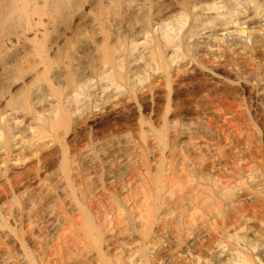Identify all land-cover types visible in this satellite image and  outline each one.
I'll list each match as a JSON object with an SVG mask.
<instances>
[{
    "label": "bare ground",
    "instance_id": "obj_1",
    "mask_svg": "<svg viewBox=\"0 0 264 264\" xmlns=\"http://www.w3.org/2000/svg\"><path fill=\"white\" fill-rule=\"evenodd\" d=\"M263 2L0 0V264H127L158 221L146 264H264ZM111 87L143 128L161 101L162 129L71 157L81 97Z\"/></svg>",
    "mask_w": 264,
    "mask_h": 264
},
{
    "label": "rangeland",
    "instance_id": "obj_2",
    "mask_svg": "<svg viewBox=\"0 0 264 264\" xmlns=\"http://www.w3.org/2000/svg\"><path fill=\"white\" fill-rule=\"evenodd\" d=\"M262 2L264 1V0H261ZM263 5H264V2H263ZM263 10H264V6H263V8H262ZM214 14H216V13H213L212 15H214ZM215 17V16H214ZM221 35L223 34V33H220ZM207 36H209V35H207ZM224 36V34L221 36V38ZM213 38H216V35H214L213 36ZM220 38V39H221ZM209 39V38H208ZM202 40V39H201ZM200 40V41H201ZM192 41H194V40H192ZM192 43V42H191ZM79 46V44H77V47L76 48H80V46ZM78 50H81V49H78ZM75 62H77V63H82V61L80 60V62H79V60L78 61H76L75 60ZM90 62H92V65H91V63ZM76 63V64H77ZM86 64V68H88V66L89 67H93V65H94V63H93V61L92 60H83V66L85 67V64ZM81 64V65H82ZM85 68V69H86ZM90 68V69H91ZM89 69V68H88ZM215 72V71H214ZM214 72H209L208 73V75L209 76H212V78L214 79V80H216L217 82H228L231 78L228 76V75H226L225 73L222 75V71L220 72V71H216L215 73H216V75H214L215 73ZM214 73V74H213ZM220 76H224L223 77V79H222V77H220ZM225 76H226V78H225ZM220 78V79H219ZM230 78V79H229ZM218 80H221V81H218ZM161 81V80H160ZM145 85H147V83L145 84ZM108 90V91H107ZM106 90V92H104L103 94H102V92H101V90H98V91H96V92H93V93H95L93 96H91L92 98H87L86 100H85V98H83V97H81V103H80V106L78 107L77 105V107L78 108H80L79 110L80 111H77L78 109H76V108H74V109H76V111H77V113H79V114H81L80 116H82L81 118H78V116H76V115H74V116H71L72 117V124H71V126L68 128V129H70L69 131V136H68V138H70L71 136H73L74 137V142L73 143H70V144H68V147H67V152L69 153V155L71 156V157H74L76 154H78L80 151H88L89 153H91L93 156H95V158L96 159H99L100 158V155H101V152L103 151V150H108V149H111V147H112V140L114 139V138H116L115 136L116 135H118V132L119 133H121V135L122 134H129L130 133V135L132 136V138L134 137V139L138 142V143H140V144H144V142H142L141 141V139H142V137L140 138V135L142 134L141 133V131L139 130V129H143V130H145L146 128H149V126L150 125H148L150 122H152L154 119H155V117H156V115H155V112H156V114H158V116H160L161 114H162V116L164 117V113H163V109L165 108L164 106H163V103H161V101H160V108L158 109V107H156V109H155V106L154 107H152L153 108V110H154V112L152 111V108H151V113L148 115V113H149V110H150V108L148 109V111L146 112V115H148L149 117H151L150 119L148 118V116H147V120H149V123H146V126L147 127H145L144 126V128L139 124V127H138V124H137V122L139 121L138 120V117H134V116H139V114H138V112H139V110H137L138 109V107H137V111H135L134 113H135V115L133 114V113H129V114H127L128 115V117H129V119L130 120H126L125 122H123V123H121V125H122V127H121V125H119V127L117 128L116 127V129H123L122 131H119V130H117L116 131V129H115V127H113V125L111 126L110 124L111 123H109V120L110 121H112L111 119L112 118H116V117H118V115H120V114H122V112L121 111H123L124 110V112H123V115H124V113L126 112V111H128V110H125L126 109V107H129L130 105H133V104H135V102H133L132 103V101L129 99V98H127L128 96L127 95H124V94H120V93H118V94H120L119 96H122V97H119L118 96V94H116L118 97H117V99L115 100V96L113 95V93H116V91H113V90H115L114 88H108ZM113 92V93H112ZM97 93V94H96ZM126 96V97H125ZM110 97H111V99H110ZM124 98H126V100H128L127 102H130V103H132V104H128L126 101L124 102L123 100H125ZM89 99V100H88ZM123 99V100H122ZM121 101H123V104L125 103H127L126 105L124 104V108H122V106H123V104L121 103ZM118 102V104H120V105H122V106H120L122 109H118L117 108V103ZM116 104V106H114ZM161 104H162V106H161ZM96 105V106H95ZM75 106V107H76ZM98 106H100V107H98ZM152 105H150V107H151ZM98 107V108H97ZM115 107H116V109H118L119 110V112H117V110L115 109ZM119 107V108H120ZM161 107L163 108V109H161ZM221 107V108H220ZM94 108H97V109H94ZM103 108V109H102ZM211 109H214L213 111H216V112H218L220 115V117H221V115H223L225 112H226V109H225V107L223 106H219V108H214V107H211ZM220 109V110H219ZM113 110H114V112H113ZM159 110V111H158ZM162 110V111H161ZM223 110V111H222ZM75 111V110H74ZM115 111H116V113H115ZM160 111L162 112V113H160ZM159 112V113H158ZM215 112V117H217L218 116V113H216ZM75 112H73L71 115H73ZM126 113H128V112H126ZM137 113V114H136ZM213 113V115H214V112H212ZM78 114V115H79ZM110 114V115H109ZM113 114H116V115H113ZM132 114V115H131ZM126 115V114H125ZM124 115V117H126ZM79 116V117H80ZM87 116V117H86ZM107 116V117H106ZM116 116V117H115ZM122 116V115H121ZM157 116V118L155 119V121H156V124L157 123H159V120L161 119L162 120V116L159 118ZM219 116H218V118H219ZM74 117H75V120H74ZM77 117V118H76ZM127 117V118H128ZM133 117V118H132ZM153 117V118H152ZM84 118V119H83ZM88 118V119H87ZM109 118V119H108ZM111 118V119H110ZM134 118H137L136 120L134 119ZM86 119V120H85ZM90 119V120H89ZM107 119H108V122H106L107 121ZM134 120L135 121V123H132L133 121H131V120ZM73 120L74 121H76L75 123L73 122ZM78 120V121H77ZM88 120V121H87ZM161 120H160V125H153L154 123H155V121H153L152 123H151V126L152 127H156L155 129L156 130H159V126H160V130L162 129L161 127H162V122H161ZM93 121V122H92ZM131 121V122H130ZM86 122V123H85ZM98 122V123H97ZM104 122V123H103ZM126 122H128V123H126ZM147 122V121H146ZM77 123V124H76ZM93 123V124H92ZM96 123V124H95ZM107 123V124H106ZM115 123V122H114ZM128 124V125H125V126H127V127H129V128H125V126H124V124ZM73 124H75V125H73ZM87 124V125H86ZM97 124H99V125H97ZM131 124V125H130ZM133 124H135V125H133ZM136 124H137V126H136ZM78 127H77V126ZM130 125V126H129ZM133 125V126H132ZM145 125V124H144ZM80 126H82V127H80ZM91 126V127H90ZM95 126V127H94ZM124 126V127H123ZM66 127H67V125H66ZM72 127V128H71ZM77 127V128H76ZM80 127V128H79ZM140 127H142V128H140ZM83 128V129H82ZM131 128V129H130ZM73 129H75V130H73ZM76 129L78 130L77 132H76ZM114 129V130H113ZM126 129V130H125ZM128 129V130H127ZM130 129V130H129ZM136 129V130H135ZM137 129L140 131V132H138L137 131ZM81 130V131H80ZM75 131V132H74ZM123 131H124V133H123ZM67 132V131H66ZM82 132V133H81ZM117 132V133H116ZM114 133V134H113ZM116 133V134H115ZM140 133V134H139ZM53 134V133H52ZM71 134V135H70ZM44 135V134H43ZM78 135V136H77ZM123 136V135H122ZM142 136V135H141ZM40 137H42V139H44L45 138V142L47 141V142H49L50 141V139H52V138H50V137H48V139L46 138V135L43 137V136H41L40 135ZM73 137H71V139H73ZM67 138V137H66ZM42 142H43V140H41ZM40 141V143H42ZM66 141H67V139H66ZM140 141V142H139ZM68 142V141H67ZM17 154H19V152L18 153H16L15 155H17ZM144 161H146V160H142V159H133V158H130V157H122V158H120V157H116L115 158V162H114V164H113V166L114 167H116V166H121L122 168H123V171H125L126 170V168L128 167V165L129 164H133L134 166H136L137 168H140L141 166H143V165H145L144 164ZM188 161V163H190V161H191V165L190 166H192L193 165V163H194V161H192L191 159H188L187 160ZM148 162V161H147ZM157 164V161H154V160H150L149 162H148V165L150 166V167H155V165ZM128 180V179H127ZM129 183H131V184H133L134 182L133 181H131V182H127L126 184H129ZM121 199H122V197H121ZM162 220V219H161ZM163 221V220H162ZM160 221H158L157 222V224H156V226H155V229H154V232H153V235L151 236V238L149 239V242L151 243V241H152V238H154L153 240H155L156 239V241L158 240L157 239V235H158V238H159V233L161 232V233H163V231H164V233L162 234L163 235V237L162 238H164V236H165V238H166V240L162 243V241L165 239H163V240H161L162 238H161V236H160V238L161 239H159L160 241H159V243H160V246H157L158 248H165L164 246H169L168 244H169V242L170 241H168V239H170L172 236H170L171 235V229H170V226L169 227H167L168 229L166 230L167 232V234H169V235H167V234H165V227H163V228H165L164 230H162L163 228H162V226H161V228H160V223H159ZM161 224H163V222H161ZM165 224V223H164ZM158 226V227H157ZM163 226H165V225H163ZM157 228V229H156ZM158 228H160V231H158ZM160 233V234H161ZM157 234V235H156ZM167 236V237H166ZM148 240V239H147ZM146 240V242H145V244H144V241H142V243L144 244L143 246H142V243H141V241L139 240L138 242H134L135 243V245H134V243H133V245H131L132 244V242L130 243H126L125 245L127 246V244H130L126 249H125V245L121 248V250L123 251V253H122V251H119L118 253L120 254V252H121V254H124V260H122L123 259V257L121 258L120 256H122L121 254L120 255H118L119 257L118 258H120L123 262H125V263H127V264H130L132 261H136V259L138 260L139 259V261H136L137 263L138 262H141L142 260V262H145V263H143V264H146L147 263V259L149 258H152L151 256L153 255H155L156 253H154V251L155 252H158L160 249H156V250H153L154 248H152L153 247V244L155 243L156 245L158 244V242L156 243V242H152L151 244H150V246H147L148 244H149V242ZM151 240V241H150ZM171 240V239H170ZM141 244H140V243ZM136 243H139L140 245H141V247H142V252H141V247L138 245V244H136ZM154 244V247L156 248V245ZM163 246H162V245ZM159 245V244H158ZM148 247L147 249L145 248V247ZM152 246V247H151ZM162 246V247H161ZM149 247H151V248H149ZM149 249V250H148ZM126 250V251H125ZM137 250H139V251H137ZM148 250V251H147ZM150 250H152L153 252H152V255L150 254L151 252H150ZM158 250V251H157ZM137 251V253H138V255H140V252H141V255L140 256H136L137 255V253L135 254V256H133L134 255V253ZM129 252V253H128ZM143 252H145V254L147 253V255H145ZM150 252V253H149ZM126 253H128L129 255H127ZM150 255H149V254ZM130 254L132 255V258H131V256H130ZM143 254H144V258H143ZM128 256V257H127ZM129 256H130V258L131 259H129V263H128V261H126V259L127 258H129ZM210 256V255H209ZM127 257V258H126ZM135 257H137V258H135ZM142 258V260H141V258ZM146 257H148L147 259H146ZM126 258V259H125ZM135 259V260H134ZM144 259H145V261H144ZM128 260V259H127ZM204 262L205 261H203L202 263L201 262H199V264L201 263V264H204ZM131 264H133V262L131 263ZM134 264H135V262H134ZM139 264H141V263H139ZM194 264H198V263H195L194 262Z\"/></svg>",
    "mask_w": 264,
    "mask_h": 264
}]
</instances>
